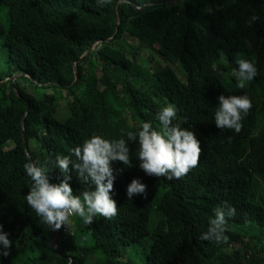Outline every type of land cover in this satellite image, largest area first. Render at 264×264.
I'll use <instances>...</instances> for the list:
<instances>
[{
    "label": "trees",
    "instance_id": "1",
    "mask_svg": "<svg viewBox=\"0 0 264 264\" xmlns=\"http://www.w3.org/2000/svg\"><path fill=\"white\" fill-rule=\"evenodd\" d=\"M2 3L10 22L0 24V226L11 244L0 264H134L132 254L138 264H223L230 256L218 252L226 247L237 258L232 264H264V0ZM239 57L254 61L257 74L237 90L227 74ZM18 79L51 94L36 99ZM242 94L252 106L240 131L217 129V96ZM60 97L67 103L57 120ZM165 103L178 110L173 122L199 141L197 165L179 179L146 176L129 144L132 167L113 163L123 168L110 193L116 215H97L89 225L69 217L71 235L60 227L53 249V230L24 202L31 183L24 163L67 155L92 134L117 139L142 121L156 127ZM48 175L58 182L57 170ZM134 178L146 196L128 200ZM69 183L74 195L85 190L74 173ZM221 202L236 209L227 243L201 241Z\"/></svg>",
    "mask_w": 264,
    "mask_h": 264
},
{
    "label": "clouds",
    "instance_id": "2",
    "mask_svg": "<svg viewBox=\"0 0 264 264\" xmlns=\"http://www.w3.org/2000/svg\"><path fill=\"white\" fill-rule=\"evenodd\" d=\"M107 0H95L97 7L103 8ZM10 22V10L6 4H0V17ZM256 20L251 17L249 23ZM95 42L94 45H99ZM1 46V45H0ZM95 46V47H96ZM94 50V49H93ZM6 57V55H1ZM221 62L226 63L223 56ZM235 67L227 74L235 81V88L244 89L257 74L255 62L242 57L234 60ZM216 67L215 64L212 65ZM212 109V121L217 129H230L238 133L241 121L247 115L252 104L249 97L242 95H219ZM177 108L165 103L154 114L157 126L151 121H142L135 131H127L120 138L106 139L92 134L81 143L71 147L67 155L56 154L43 163L29 160L24 163V174L30 180L27 193L23 196L26 205L39 218L41 224L53 230L56 237L60 227L68 226L69 217H79L84 225L92 223L97 215L111 218L116 215V202L110 193L113 183L123 168H114V162H120L124 168L132 167L129 156V144H135V159L138 168L146 176L164 177L167 180L179 179L197 165L200 147L192 131L181 127L177 120ZM113 165V166H112ZM55 169L59 173L57 183L49 182V172ZM76 181L84 186L79 195H74L69 181L72 174ZM145 185L139 179H132L125 188L128 200L139 194L144 198ZM236 215V209L227 202H221L213 209V215L207 221V228L200 233L199 239L215 244H226L227 222ZM55 237V239H56ZM55 243V240H54ZM11 241L8 233L0 226V257L9 255ZM54 247V245L51 243Z\"/></svg>",
    "mask_w": 264,
    "mask_h": 264
},
{
    "label": "rangeland",
    "instance_id": "3",
    "mask_svg": "<svg viewBox=\"0 0 264 264\" xmlns=\"http://www.w3.org/2000/svg\"><path fill=\"white\" fill-rule=\"evenodd\" d=\"M0 24H1L2 26H6L5 18H4L3 16L0 17ZM95 46H96V45H94V46L92 47V49L89 50V52H92L93 49H95ZM17 78H19V76H14V77L12 78L11 81L13 82V81L16 80ZM15 83H18V84H19V87H20L21 89H23V90L25 91V93H27V94H29V95L35 97L36 99H41V100H42L44 94H47V95H50V94H51L50 90H43V89H41V88L27 86V85H26L25 83H23L22 80H20V79H18ZM236 89H237V88H236ZM237 90H238V89H237ZM66 103H67L66 100H63L61 97L58 98L56 108L60 109V111L58 112V116H57V118H56L57 120H61V119H63V113L61 112V108L64 107V106L66 105ZM259 103H260V102H257V105H259ZM71 218L75 219L74 216H72ZM71 218H70V219H71ZM153 219H154V220H157L156 217H153ZM254 234L259 235L260 233H259V231H258V232L255 231ZM258 240H259V238H258V239H254V242L257 243ZM261 241H262L263 244H264V237L261 238ZM232 252H233V249H231V248H229V247H226V248H222V249H220V251L218 252V256H219V257L224 256V255L230 256V257H227V258L221 257V259L224 260V263H223V264H232L233 261L237 259L235 255H232ZM130 258H131V260H132V262H133L134 264H138V263H139V261H138V255H136V254H132V255L130 256ZM87 262L90 264V263L92 262V260H91V259H88Z\"/></svg>",
    "mask_w": 264,
    "mask_h": 264
},
{
    "label": "water",
    "instance_id": "4",
    "mask_svg": "<svg viewBox=\"0 0 264 264\" xmlns=\"http://www.w3.org/2000/svg\"><path fill=\"white\" fill-rule=\"evenodd\" d=\"M116 29H117V27H116ZM105 41H107V40H105ZM90 49H92V47H90ZM82 57H80L78 60H80ZM75 76H76V72H75ZM75 79H77V77L75 78ZM22 137H23V133H22ZM23 145H24V149H25V151H27V147H26V143L23 141ZM55 237H56V233L55 232H53L52 233V236H51V239H50V242L54 245V240H55ZM51 247L53 248V246L51 245ZM54 249V248H53Z\"/></svg>",
    "mask_w": 264,
    "mask_h": 264
},
{
    "label": "built area",
    "instance_id": "5",
    "mask_svg": "<svg viewBox=\"0 0 264 264\" xmlns=\"http://www.w3.org/2000/svg\"><path fill=\"white\" fill-rule=\"evenodd\" d=\"M61 231H62V235H67V236H70L71 235V231L69 230L68 226L62 227V230Z\"/></svg>",
    "mask_w": 264,
    "mask_h": 264
}]
</instances>
